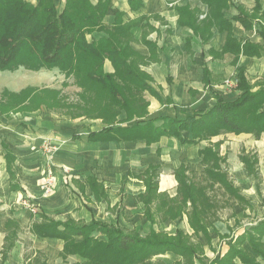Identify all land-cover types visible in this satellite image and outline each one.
<instances>
[{
    "label": "crops",
    "instance_id": "crops-1",
    "mask_svg": "<svg viewBox=\"0 0 264 264\" xmlns=\"http://www.w3.org/2000/svg\"><path fill=\"white\" fill-rule=\"evenodd\" d=\"M24 1L37 5L40 0ZM224 1L110 0L105 28L112 29L117 18L131 26L130 48L136 55V68L149 85L143 93L148 105L144 118L129 121L126 111H121L111 125L96 117L72 120L66 114L48 112L45 105L27 109L30 99L18 105L17 109H23L18 113L0 111V264H84L87 259L81 255L65 253V240L42 237L35 227L54 222L63 231L67 222L90 225L95 221L138 235L133 228L139 225L141 212L143 221L149 223L148 233L142 237L152 231L169 234L165 225L186 221L169 235L176 236L184 228L197 235L196 243L203 251L190 253L195 261L218 264L231 255V245H237L264 264L248 241L237 244L247 230L264 222V216L232 236L230 219L220 217L229 204L244 212L257 210L226 169L229 151L235 148H229L227 140L238 143L254 138L260 142L264 133L222 132L196 139L192 128L195 117L221 101L234 102L243 93L239 86L242 77L252 92L264 89V0ZM65 2L54 0L57 9L65 8ZM248 48L259 52L247 54ZM105 63V71L114 74L113 64ZM34 73L62 74L57 69L0 71V103H6L5 93L17 95L32 88L37 92L50 89L60 97L65 94L62 89H36L31 85ZM37 115L44 119L38 120ZM149 121L156 127L169 121L185 125L179 130L180 137L165 135L151 143L91 138L109 127ZM69 128L76 131L71 139ZM207 150L214 156L206 157L203 152ZM237 158L242 168L236 167V175L255 180L254 189L261 197L264 180L261 175L256 179L254 169L258 155L243 144ZM150 181L155 189L151 198ZM227 181L237 196L227 189ZM240 183L246 185L245 180ZM218 189L224 192L223 204L213 197ZM238 207L233 208L236 214ZM123 222L132 224V230L125 229ZM97 236L106 240L102 234ZM261 247L264 251V237ZM182 257L167 252L151 261L175 264Z\"/></svg>",
    "mask_w": 264,
    "mask_h": 264
},
{
    "label": "trees",
    "instance_id": "trees-1",
    "mask_svg": "<svg viewBox=\"0 0 264 264\" xmlns=\"http://www.w3.org/2000/svg\"><path fill=\"white\" fill-rule=\"evenodd\" d=\"M218 2L223 4L225 1ZM110 9V0H98L95 5L91 0H66L63 9H57L54 0H40L37 5L24 0H0V71L57 69L66 79L73 78L82 91L76 105H68L69 109L79 111L74 114L75 118L101 117L96 114V106L103 99L99 96L110 101L112 110L114 105L118 107V111L112 114L115 119L121 111H126L129 121L144 118L148 105L143 93L149 89V85L136 68V55L130 48L131 26L117 18L115 26L106 29L104 18ZM250 49H246L247 54L259 52L258 48ZM107 60L113 64L114 74L105 71ZM244 81L242 77L239 86L243 93L234 102L221 101L213 110L195 117L192 128L196 139H207L222 132L253 133L256 136L264 133V89L252 92ZM34 93L39 94L34 88L17 95L5 93L6 104L0 103V111H11L5 107H18L28 99L29 104L34 103L35 96H29ZM40 94L51 95V92ZM53 94L55 98L53 100L51 97V102L55 101L57 108L61 110L60 107H63V110L66 105L63 97L55 92ZM47 101L40 100L38 104L28 105L31 108L27 109L32 110L40 105L52 108V104ZM107 117L109 115L105 119L111 125ZM184 125L183 122L169 121L162 127H156L155 122L149 121L131 127H109L100 133L91 134V138L102 142L146 140L151 143L165 135L180 137L179 130ZM203 153L206 157L214 156L211 150ZM227 189L231 193L234 191L228 181ZM154 190V184L150 181V198ZM59 225L54 222L38 225L35 232L42 237L65 240V253L81 255L87 259L84 264H154L151 261L154 256L167 252L179 256L196 253L195 249L184 243L182 231H178L176 236L152 231L148 237H142L95 221L90 225L67 222L63 231L58 229ZM98 234H102L106 240H101ZM80 236L83 241L77 243L76 239ZM263 237L264 222L247 230L237 244L248 241L264 261L261 247ZM231 248V255L218 264L232 263L233 257L244 264H258L255 258H249L244 249H238L237 245H231Z\"/></svg>",
    "mask_w": 264,
    "mask_h": 264
},
{
    "label": "rangeland",
    "instance_id": "rangeland-1",
    "mask_svg": "<svg viewBox=\"0 0 264 264\" xmlns=\"http://www.w3.org/2000/svg\"><path fill=\"white\" fill-rule=\"evenodd\" d=\"M52 73H54V72H52ZM63 75L62 74H51V73H47L45 75V74H40V73H38V74L34 73L33 77H35V78L32 77V82H31L32 83L31 85L36 86L35 88L39 89V90H40V88L45 89L46 87L55 88V89H59V90L62 89L63 93H65V94H62L63 96H61V97H63L64 102H66L65 108L63 110H62L63 107H60L61 110L57 108L55 101H54V103L51 102L52 101L51 97L55 96V94H53L54 92H52V90H50V89H48L46 91L51 92V95L40 94L42 92H45V90H40V92H39L40 95L38 93H34V94H29V96H32V95L35 96L34 103L32 102V104H38V102H40V100H45V101L48 100L47 102L49 104H52V105H50V106H52V108L50 107L49 108L50 110H47L48 112H52V114L53 113H55V114L60 113L62 115L66 114L65 116H67L68 118L71 117V119L73 120V119H76L74 114L78 113L79 111L78 110L73 111V110L69 109L68 105H70V106L76 105V103L79 100V94L82 91L75 84V80L73 78L66 79ZM54 98L55 97H53V100H54ZM99 98H103V99L101 101H99V103H98L99 105H97V106L95 105L97 107L96 108V112H97L96 114L97 115L99 114L102 118L97 117L96 115H94V113H93V115H94L93 117L101 119L102 121L105 120L104 122H107L105 119V116L109 115V117H107V120L110 121V123H114L113 120H116V119L114 117H112V114L116 113L118 111V107L114 105V110H112V108H111L112 105L110 104V101H108L106 98L101 97V96H99ZM101 102H103V103L101 104ZM32 104H29V105H32ZM7 105H9V104H7ZM28 108H31V107H28ZM5 109L6 110L11 109V111H8L6 113H10L12 111L13 112L15 111V113H18L19 110H23L22 108L17 109V107H12V106L5 107ZM55 116H58V115H55ZM36 117L38 120H41L42 115H37ZM73 126H76V124L74 123ZM70 129L71 128H69L68 132H69V136H70L69 138L71 139V137L73 136V134H75L76 131H71ZM81 132H82V130H81ZM227 142L229 143V148L235 147L234 149L236 151H233L234 149H231L229 151L228 160H227L228 162L226 163V169L229 171V174L231 175L234 182H236V184L241 187L240 189H243V193L246 194L250 198L251 203H254L255 208L257 209L255 211L250 210V211L244 212V211H241V209L238 206H235V205L232 206V204L228 203L229 204V210L224 211L220 215V217H222L224 219L225 216L227 215V217L230 219V232H231V236H232L233 234H235V233L237 234L240 230H242L245 224H250V223H253L255 221H258L259 219H262V217L264 216V208H262V207H264V182L262 185V189H263L262 195L260 197L258 195V193L256 192V189H254L255 188L254 183H256L255 180L253 181L251 179L250 180L248 179L249 180L248 181L247 179H244L246 177V175L243 176V178L239 175H236V173L238 172V169H236V167L239 169L242 168V166L239 163V160L237 158V154L239 153V151L242 150L243 144H245L246 149L248 151H250V152L252 151V153L258 155V158H259L258 163L256 160H254V169H256V173H255L256 179H260L259 176L261 175V177L264 180V140L260 141V142H256L254 140V138H251V139H246V140H239L237 143L232 139H228ZM233 145H235V146H233ZM73 159L75 160V161H73L74 163L77 162V155ZM244 180L246 182V185H242L240 183ZM45 191H48V187H45ZM215 191H214V194L212 193L213 197L216 198L217 200L219 199V201H220L219 204L220 203L223 204L225 201L224 192L220 189H218V191H216V193H215ZM229 200L233 201L231 197ZM135 204L136 205H134L133 207L136 209L135 206H137V203H135ZM123 207H124V205H123ZM234 207H238V213L237 214L234 212L235 211L233 209ZM137 210H141V207L138 206ZM141 216H142V212L139 215V219H137V221H139V225H137V227H134L133 229H135L136 231L138 230V234L140 236H144L148 233L147 231H148L149 223L147 221L144 222L143 221L144 218H141ZM235 219L239 222L238 224H235L236 223ZM159 220H160V218H159ZM185 222L186 221H182L181 224H178L177 222L170 223L169 226L168 225L164 226V230L166 232L168 231L169 234L171 233L170 235H173L172 233L175 232L176 227L177 226L182 227ZM129 225H131V226H129ZM159 225H160V223H159ZM132 226L133 225L130 223H127V226H125V223L123 225V227H125V229H128V230H132L131 229ZM210 230L213 231L212 229H210ZM183 231H185V234L188 235V237L185 236L183 238L184 243L189 245L191 247V249H195V251H197V253L200 254L203 251V249H202L201 245L196 243V242H198L197 235H193L192 233H189L190 230H188L187 228H184ZM165 234L167 235L168 233H165ZM183 235H184V233H183ZM146 237H148V235ZM201 238L203 239V236H201ZM190 243H192V245H190ZM160 255H164V254H160ZM248 256L250 258V255H248ZM210 259H212V257H210ZM196 260L197 261H195L194 258L189 255V257L184 256L181 259L179 258V260H177L175 262V264L176 263L177 264H211L210 261H204L203 259L198 260L196 258ZM157 264H164V263L161 262V263H157ZM229 264H244V263L242 261L238 260L236 257H233L232 263H229Z\"/></svg>",
    "mask_w": 264,
    "mask_h": 264
},
{
    "label": "built area",
    "instance_id": "built-area-1",
    "mask_svg": "<svg viewBox=\"0 0 264 264\" xmlns=\"http://www.w3.org/2000/svg\"><path fill=\"white\" fill-rule=\"evenodd\" d=\"M235 83H237V82L235 81ZM226 84L229 85V86H232L233 83H232V81H227Z\"/></svg>",
    "mask_w": 264,
    "mask_h": 264
}]
</instances>
